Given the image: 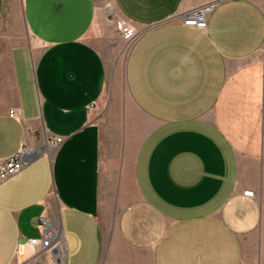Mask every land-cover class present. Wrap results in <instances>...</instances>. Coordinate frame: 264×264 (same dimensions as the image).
I'll use <instances>...</instances> for the list:
<instances>
[{
  "label": "crops",
  "instance_id": "1",
  "mask_svg": "<svg viewBox=\"0 0 264 264\" xmlns=\"http://www.w3.org/2000/svg\"><path fill=\"white\" fill-rule=\"evenodd\" d=\"M20 1L0 158L37 154L0 184V264H264V0H218L205 29L179 14L213 0H109L136 32L121 87L99 0ZM42 214L61 258L27 244Z\"/></svg>",
  "mask_w": 264,
  "mask_h": 264
},
{
  "label": "rangeland",
  "instance_id": "2",
  "mask_svg": "<svg viewBox=\"0 0 264 264\" xmlns=\"http://www.w3.org/2000/svg\"><path fill=\"white\" fill-rule=\"evenodd\" d=\"M124 26H129L116 14L109 0H99V20L90 38L93 44L103 53L108 64V83L113 80L118 86H123V71L127 54L136 38H127ZM131 28V27H130ZM133 30V29H132ZM30 39L29 29L23 19L20 0H0V60L14 44ZM264 235V233H263ZM257 242L252 240L251 251L255 261ZM264 248V237L260 241Z\"/></svg>",
  "mask_w": 264,
  "mask_h": 264
},
{
  "label": "built area",
  "instance_id": "3",
  "mask_svg": "<svg viewBox=\"0 0 264 264\" xmlns=\"http://www.w3.org/2000/svg\"><path fill=\"white\" fill-rule=\"evenodd\" d=\"M219 3L218 0H213L198 7L183 10L179 14L185 25L205 29L208 25V15ZM126 37H133V30L130 26H124ZM14 115V110L11 111ZM62 136H56L50 141L52 147L57 146L63 141ZM37 151L31 146L25 144L19 151L5 158H0V184L6 179L14 176L17 172L28 165L36 156ZM246 195L254 196V191L247 189L244 192ZM39 227L41 235L39 237L31 238L27 244L34 250L48 251L50 255L57 254L59 247L62 246L61 239L55 229L52 227L48 217L42 214L39 217Z\"/></svg>",
  "mask_w": 264,
  "mask_h": 264
},
{
  "label": "bare ground",
  "instance_id": "4",
  "mask_svg": "<svg viewBox=\"0 0 264 264\" xmlns=\"http://www.w3.org/2000/svg\"><path fill=\"white\" fill-rule=\"evenodd\" d=\"M57 257L59 258L63 257V252H61V247H59V250L57 251ZM60 264H62V261L60 262Z\"/></svg>",
  "mask_w": 264,
  "mask_h": 264
}]
</instances>
